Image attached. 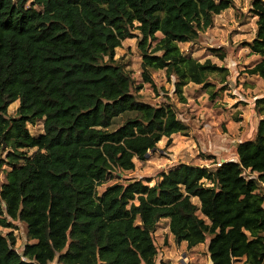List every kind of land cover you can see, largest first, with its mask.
Masks as SVG:
<instances>
[{
	"label": "trees",
	"instance_id": "16d2710c",
	"mask_svg": "<svg viewBox=\"0 0 264 264\" xmlns=\"http://www.w3.org/2000/svg\"><path fill=\"white\" fill-rule=\"evenodd\" d=\"M233 0H0V227L22 222L27 242L0 231V264H157L162 219L177 243H207L212 264H264V96L254 137L237 160L191 163L150 185L130 171L163 138L189 134L174 102L144 100L132 70L116 58L137 37L142 77L165 69L186 101L190 82L208 87L227 67L185 55ZM257 32L246 45L261 58L249 75L264 80V0L253 1ZM220 59L222 47L213 48ZM18 101L14 114L9 107ZM42 121L43 132L29 125ZM34 149V153H28ZM215 156L212 155V158ZM199 198V204L194 201Z\"/></svg>",
	"mask_w": 264,
	"mask_h": 264
},
{
	"label": "rangeland",
	"instance_id": "374dc122",
	"mask_svg": "<svg viewBox=\"0 0 264 264\" xmlns=\"http://www.w3.org/2000/svg\"><path fill=\"white\" fill-rule=\"evenodd\" d=\"M234 5L215 16L212 27L201 32L195 42L181 43L185 55L192 56L201 62L211 59L214 63L227 67L229 74L223 80V74L217 73L209 77L214 83L213 92L202 84L190 82L183 88L186 101L175 92L174 77H168L165 69L156 70L152 78L157 90L142 77V56L137 47V37L127 38L116 49V58L126 63L132 70L137 83L142 84L140 92L144 100L152 104L164 101L175 103L179 117L189 126V134L176 133L172 139L163 138L156 148L150 150L145 160H136L130 171H116L113 176L98 187L102 193L108 185L126 182L130 179H142L153 185L158 174L168 171L181 163H191L214 167L227 160H237V145L254 137L260 115L255 107L257 98L264 96V80L257 75H249L248 67L260 60L254 58L250 48L257 32V16L253 14L254 0H233ZM222 47L226 57L220 59L213 48ZM19 102L9 107L14 114ZM32 134L43 132L42 121L29 125ZM28 153H34L30 149ZM212 155L215 157L212 158ZM0 165V186L5 181L6 170L10 165ZM194 201L199 204V198ZM14 231L16 248L21 252L27 242L26 228L22 222H16L15 228H1L7 233ZM158 247L157 264H211L207 243L188 248L186 242L177 243L169 230V220L162 219L155 232ZM56 261L50 263L55 264Z\"/></svg>",
	"mask_w": 264,
	"mask_h": 264
},
{
	"label": "crops",
	"instance_id": "0c3cea01",
	"mask_svg": "<svg viewBox=\"0 0 264 264\" xmlns=\"http://www.w3.org/2000/svg\"><path fill=\"white\" fill-rule=\"evenodd\" d=\"M254 58H256L258 55L257 54H253ZM211 262V261H210Z\"/></svg>",
	"mask_w": 264,
	"mask_h": 264
},
{
	"label": "built area",
	"instance_id": "2783aa9c",
	"mask_svg": "<svg viewBox=\"0 0 264 264\" xmlns=\"http://www.w3.org/2000/svg\"><path fill=\"white\" fill-rule=\"evenodd\" d=\"M219 165L221 164V163H218Z\"/></svg>",
	"mask_w": 264,
	"mask_h": 264
},
{
	"label": "water",
	"instance_id": "95a60500",
	"mask_svg": "<svg viewBox=\"0 0 264 264\" xmlns=\"http://www.w3.org/2000/svg\"><path fill=\"white\" fill-rule=\"evenodd\" d=\"M211 264H212V262H211Z\"/></svg>",
	"mask_w": 264,
	"mask_h": 264
}]
</instances>
